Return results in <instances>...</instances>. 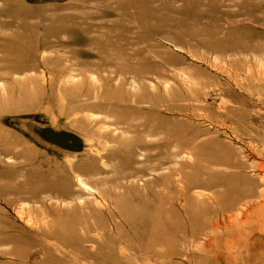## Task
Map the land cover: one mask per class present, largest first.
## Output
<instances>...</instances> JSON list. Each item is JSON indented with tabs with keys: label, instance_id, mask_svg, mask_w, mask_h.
<instances>
[{
	"label": "rangeland",
	"instance_id": "rangeland-1",
	"mask_svg": "<svg viewBox=\"0 0 264 264\" xmlns=\"http://www.w3.org/2000/svg\"><path fill=\"white\" fill-rule=\"evenodd\" d=\"M263 176L264 0H0V264H264Z\"/></svg>",
	"mask_w": 264,
	"mask_h": 264
},
{
	"label": "bare ground",
	"instance_id": "bare-ground-1",
	"mask_svg": "<svg viewBox=\"0 0 264 264\" xmlns=\"http://www.w3.org/2000/svg\"><path fill=\"white\" fill-rule=\"evenodd\" d=\"M100 135V134H99ZM97 136V135H96ZM103 136V135H102ZM104 137V136H103ZM102 137V138H103ZM111 140V139H110ZM113 140V139H112ZM106 141V140H105ZM109 141V140H108ZM115 141V140H114ZM118 142V141H117ZM119 143V142H118ZM120 143H121V141H120ZM122 144L123 145H127V146H122L121 144L120 145H118L117 146V149L118 148H127V152L129 153L131 150H132V146H133V144H134V142H133V140H127V141H122ZM142 150V149H141ZM264 177V176H263ZM78 181H80V182H83V179H82V177L80 176V175H78L77 176V178H76ZM263 180H264V178H263ZM84 184V183H83ZM202 184H203V182L202 181H200V180H198V179H196V178H194V177H192V175H191V178L189 179V186H191V188H196V187H201L202 186ZM85 186V185H84ZM86 187V186H85ZM189 187H186V189H188ZM264 200V199H263ZM246 212V211H245ZM239 214L241 215V213L239 212ZM230 217H232V216H230ZM221 220V219H220ZM230 221V220H229ZM235 221V220H234ZM226 222V221H225ZM231 222V221H230ZM232 222H233V220H232ZM229 224H231V223H229ZM233 224V223H232ZM239 224V223H238ZM243 224H244V222H243ZM243 224H242V228H243ZM196 226H201L202 227V231H201V233H203V235H208V233H211V232H220V228H221V226H222V222H217V223H213V224H204V223H202V224H198V225H194L193 226V231H191V234H196L197 233V231H196ZM225 227H227L228 225L226 224V225H224ZM238 227H241V226H238ZM237 227V228H238ZM225 229H227V228H225ZM229 229V228H228ZM227 229V231H231V230H228ZM233 231H235L234 230V228H233ZM236 232V231H235ZM230 233V232H229ZM236 234H237V232H236ZM239 235V234H238ZM240 236V235H239ZM241 239V238H240ZM203 241V240H202Z\"/></svg>",
	"mask_w": 264,
	"mask_h": 264
}]
</instances>
